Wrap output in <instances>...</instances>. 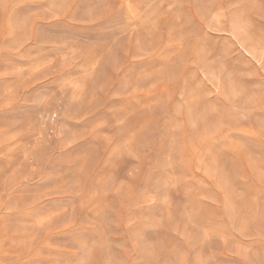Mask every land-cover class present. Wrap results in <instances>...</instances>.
<instances>
[{"label": "rangeland", "instance_id": "1", "mask_svg": "<svg viewBox=\"0 0 264 264\" xmlns=\"http://www.w3.org/2000/svg\"><path fill=\"white\" fill-rule=\"evenodd\" d=\"M0 264H264V0H0Z\"/></svg>", "mask_w": 264, "mask_h": 264}]
</instances>
